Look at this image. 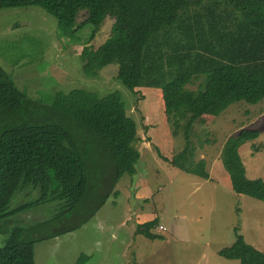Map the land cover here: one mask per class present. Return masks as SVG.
<instances>
[{
  "label": "trees",
  "instance_id": "16d2710c",
  "mask_svg": "<svg viewBox=\"0 0 264 264\" xmlns=\"http://www.w3.org/2000/svg\"><path fill=\"white\" fill-rule=\"evenodd\" d=\"M27 6L43 9L66 31L77 26L82 12L84 25L93 29L113 18L104 43L82 48L83 71L94 77L115 65L118 81L130 92L158 89L167 122L185 143L170 160L163 158L186 173L209 179L205 160H194L189 149L199 118L264 99V0H0V9ZM258 136L246 129L230 136L220 159L236 194L264 202V180L246 177L238 152ZM136 137V123L119 91L102 97L82 89L58 92L50 105L41 106L0 66V264H35V244L60 235L50 232V225L73 214L84 215V221L94 216L118 180L135 175ZM26 186L41 197L9 209L14 194ZM49 200L58 209L51 217L9 226L11 216ZM89 204L97 206L89 209ZM157 224L146 222L136 232L161 239L150 233ZM234 234V242L218 255L264 264V253L246 243L238 228Z\"/></svg>",
  "mask_w": 264,
  "mask_h": 264
},
{
  "label": "rangeland",
  "instance_id": "374dc122",
  "mask_svg": "<svg viewBox=\"0 0 264 264\" xmlns=\"http://www.w3.org/2000/svg\"><path fill=\"white\" fill-rule=\"evenodd\" d=\"M84 19L82 12L77 26L66 31L39 7L0 9V66L28 99L48 106L58 92L82 89L102 97L119 91L137 129L132 144L140 157L135 175H123L86 221L84 215L73 214L50 225L49 231L60 235L35 244L34 263L223 264L217 250L234 242V228L246 243H258L264 250V202L236 194L220 159L227 138L242 129L257 131L259 136L242 144L238 152L246 177L264 180V99L255 105L234 103L217 117L199 118L190 132L189 149L194 160H205L210 178L181 171L163 158L170 160L185 143L182 133L167 122L161 92L143 87L130 92L118 81L115 65L94 77L85 75L82 48L104 43L113 18L107 17L97 29L84 25ZM105 193L103 189L99 197ZM39 197L38 189L23 187L10 200L9 209ZM37 205L41 206L8 218L9 226L43 221L58 210L50 200ZM155 219L158 224L150 233L161 239L136 232L139 225ZM2 239L0 235V246Z\"/></svg>",
  "mask_w": 264,
  "mask_h": 264
},
{
  "label": "crops",
  "instance_id": "0c3cea01",
  "mask_svg": "<svg viewBox=\"0 0 264 264\" xmlns=\"http://www.w3.org/2000/svg\"><path fill=\"white\" fill-rule=\"evenodd\" d=\"M210 175V174H209ZM210 178V177H209ZM183 218H185V217H183ZM256 243V242H255ZM257 244V245H256ZM255 244V248L257 249V250H259V251H261V252H264V250L262 249V246L260 245V244H258V243H256ZM217 251H219V250H217ZM221 257V256H220ZM224 259V258H223ZM231 261H236V260H226L225 259V262L223 263V264H237V263H231ZM237 262L239 263V261L237 260Z\"/></svg>",
  "mask_w": 264,
  "mask_h": 264
}]
</instances>
